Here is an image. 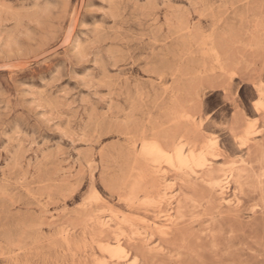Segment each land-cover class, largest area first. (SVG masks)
Instances as JSON below:
<instances>
[{
  "label": "rangeland",
  "instance_id": "rangeland-1",
  "mask_svg": "<svg viewBox=\"0 0 264 264\" xmlns=\"http://www.w3.org/2000/svg\"><path fill=\"white\" fill-rule=\"evenodd\" d=\"M0 264H264V0H0Z\"/></svg>",
  "mask_w": 264,
  "mask_h": 264
},
{
  "label": "bare ground",
  "instance_id": "bare-ground-1",
  "mask_svg": "<svg viewBox=\"0 0 264 264\" xmlns=\"http://www.w3.org/2000/svg\"><path fill=\"white\" fill-rule=\"evenodd\" d=\"M161 152L162 150L155 144H152L150 146L144 145L142 146V150H141L142 156L146 158H149L152 155ZM164 157L169 166H174V161L178 164L179 167L186 166L188 165V162L192 160V154L191 153L186 154V150L183 149V146L180 145L179 142L175 143L174 146L172 147V153L170 154L169 152H165ZM228 183H229L228 181L224 182V179H220L219 181H216V186L220 190V193H222V195L224 194V189L228 186ZM117 247H120V245L117 244Z\"/></svg>",
  "mask_w": 264,
  "mask_h": 264
}]
</instances>
